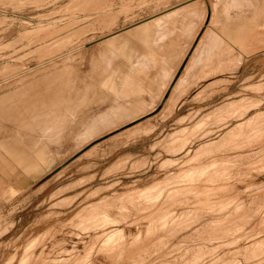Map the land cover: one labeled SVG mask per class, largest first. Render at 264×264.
<instances>
[{"label": "rangeland", "instance_id": "1", "mask_svg": "<svg viewBox=\"0 0 264 264\" xmlns=\"http://www.w3.org/2000/svg\"><path fill=\"white\" fill-rule=\"evenodd\" d=\"M102 1L24 38L69 0H0V264H264V5L244 8L252 44L207 63L193 50L217 2L195 1L190 37L207 17L175 70L143 34L185 13L120 52L100 39L188 0Z\"/></svg>", "mask_w": 264, "mask_h": 264}, {"label": "bare ground", "instance_id": "2", "mask_svg": "<svg viewBox=\"0 0 264 264\" xmlns=\"http://www.w3.org/2000/svg\"><path fill=\"white\" fill-rule=\"evenodd\" d=\"M195 1H197V0H188V2H186V3H182V4H180V5H177V6H174V7H171V8H169V9H166V10H164V11H162V12H160V13H158V14H156V15H154V16H152V17H150V18H148V19H146V21H139V22H136V23H133V24H131V25H129L128 27H125V28H121V30H119V31H116V32H114V33H109V35H105L102 39H100V43L101 42H103L102 44L104 45V46H109V48H116L117 50L116 51H118V48H119V46H123V47H126L127 46V44H129V43H131L132 41H134V40H137L140 36H142L141 35V32L143 31V33L145 32L144 31V29L146 28V26H148L149 24H150V26L151 25H153V24H158V22L160 23V24H162V25H164L163 23H162V20H166V18H168V17H172L173 16V19H175V21L173 20H171L172 18H170V19H168V20H170V21H172V22H174V24H171L170 22V24L172 25V26H167L168 25V23H165V25L167 26V28H165V27H162L163 29H159V28H161V27H156V28H158L160 31L158 32V33H155V34H152V35H145L146 34V32H145V34H143V40H148L149 38V40H152L151 41V43L149 42V45H151V52L152 53H147V55H151V60H152V62H150V61H148V62H150V63H152V65H154V63H156V60H158V56H160V55H162V54H164V57H163V60H164V62H166V64H168V65H171V64H177V66H176V69L175 70H177L179 67V64L181 63V61H182V59L184 58V56H186V54L188 53V51H189V48H190V45L191 44H193V42L195 41V39L197 38V36H198V32H199V30L201 29V27H202V25L204 24V21H205V18L207 17L206 16V14H207V8L204 6L203 7V9H202V7L200 8V9H202L201 10V12H203V19H202V21L201 22H199V23H201V24H198L197 25V28L195 29L196 31H195V33H194V35L193 36H189L190 35V32H191V30H192V26H193V23H192V20L195 18V16L196 15H194L195 13L194 12H192L191 13V10L193 11L196 7L195 6H197L196 4H195ZM46 2V1H45ZM103 2V1H102ZM126 2V1H125ZM153 2V0H141L140 1V4H139V6L140 5H147V4H149V3H152ZM156 2V1H155ZM216 2H217V5H215V6H213L211 9V17H210V21H209V24H208V26L206 27V25H205V32L200 36V38H199V40H198V42H197V44H196V47L194 48V52H193V54H195L196 56H197V54L199 55L200 53H201V55L202 54H204V55H206V57H207V59H208V61H206L207 63L210 61V60H214V59H216V61H218V59L220 60L221 58L223 59V57H221V56H223V55H226L227 57H236V54L238 53V51H240L239 50V48H240V46L241 47H248V46H250L251 44H252V42H253V40L255 39V36H256V34H254V33H252V27H254L253 25L255 24V22L254 21H250V20H252V18L254 17V16H250L251 17V19H249L250 17H248V16H246V14H245V10H244V8L245 7H249V8H251L250 6L251 5H254V10L257 8L258 10L257 11H260V8H261V6H263L264 5V0H216ZM260 2H262V4L260 3ZM53 3H54V1H53ZM52 3V4H53ZM129 2H127L124 6H123V10H128V9H131V4L129 5L128 4ZM49 4V3H48ZM107 3L106 2H103L102 4H99L98 3V0H69V3L63 8V10H64V12L63 13H65V15L67 14V17L65 18V20H60V21H56V22H52L51 21V23H47L46 21V23H42L41 21H40V23L39 24H37L36 26H34L33 27V29H32V31H29L28 33L26 32H24L23 33V37L24 36H27V38H28V36H30V35H32V34H36L37 32H39V31H47V34L48 33H50L51 35L53 34H56L57 33V31H59L60 29H62V28H60V27H58L57 26V24L59 23L60 24V22H64V25L62 26V27H64V28H66L67 26H68V24L70 23V25L72 26V25H74V24H77L79 21H78V19H79V17H81V16H83V17H86L87 18V20L89 19V18H91V16H94V15H91V12H93L92 10H94V11H98V10H101L102 11V9L103 8H108V7H111V8H113V5H114V3H111V1L106 5ZM46 6V5H45ZM107 6V7H106ZM135 6V5H134ZM221 7V10H218V7ZM42 7V6H41ZM142 7V6H141ZM54 8V7H53ZM109 9V8H108ZM107 9V10H108ZM17 10V9H16ZM60 10V9H59ZM104 11V13H105V11H107V10H105V9H103ZM156 10V9H155ZM253 10V11H254ZM100 11V12H101ZM109 11V10H108ZM219 11H223V12H220V13H222L221 15H219ZM60 12V11H59ZM110 12H112L111 10H110ZM109 12V13H110ZM196 12V11H195ZM200 12V11H199ZM198 11H197V13H199ZM255 12V11H254ZM56 13V12H55ZM54 13V14H55ZM58 13V12H57ZM107 13V12H106ZM113 13V12H112ZM182 13H185V15H184V19H180V18H182V17H179L180 15L179 14H182ZM196 13V14H197ZM103 14V13H102ZM102 14H100V16H102ZM108 14V13H107ZM106 14V15H107ZM255 14V13H254ZM260 14V13H259ZM50 15V14H49ZM49 15H47L48 17H49ZM99 15V12H98V14H97V16ZM106 15H104V16H106ZM114 15V14H113ZM132 15V14H131ZM176 15H179V16H177V17H175L174 18V16H176ZM200 15V14H199ZM256 15V14H255ZM51 16V15H50ZM121 16V15H120ZM42 17H44V16H42ZM41 17V18H42ZM47 17V18H48ZM64 17V16H63ZM96 17V16H95ZM99 17V16H98ZM111 17V16H110ZM179 17V19H177ZM45 18H46V16H45ZM109 18V17H108ZM135 18V17H134ZM200 17H197L196 19H199ZM2 19V18H1ZM9 19V18H8ZM39 19V18H38ZM81 19V18H80ZM83 19V18H82ZM81 19V20H82ZM118 19V18H117ZM258 19V18H257ZM40 20V19H39ZM39 20H38V22H39ZM41 20H43V19H41ZM83 20H85V19H83ZM83 20H82V22H83ZM176 20H179V21H181V20H183V21H181V22H178V23H176L175 24V22H177ZM195 20V19H194ZM4 21H6V19H3V22ZM49 21V20H48ZM66 21V22H65ZM86 21V20H85ZM115 21V20H114ZM0 22H2V21H0ZM168 22V21H167ZM5 23V22H4ZM80 23V22H79ZM99 23V22H98ZM106 23V22H105ZM1 24V23H0ZM28 24V23H27ZM26 24V25H27ZM66 24V25H65ZM102 25H103V23H102ZM195 25V24H194ZM3 26V25H2ZM204 26V25H203ZM75 27V26H74ZM83 27V26H82ZM149 27V26H148ZM153 27H154V25H153ZM57 28H59V29H57ZM87 28V27H86ZM105 28V27H104ZM110 28V27H109ZM84 29V28H83ZM152 30V29H151ZM156 31V30H155ZM154 31V32H155ZM63 32V31H62ZM71 32V31H70ZM103 32V31H102ZM149 32V31H148ZM82 33V32H81ZM87 33V32H86ZM150 33V32H149ZM49 34V35H50ZM61 34V33H60ZM189 34V35H188ZM40 36V35H39ZM148 36V37H147ZM189 36V37H188ZM22 37V38H23ZM18 38V37H17ZM25 38V37H24ZM32 38V37H31ZM34 38V37H33ZM141 38V37H140ZM148 38V39H147ZM189 39V40H188ZM14 41H16L15 39H14ZM18 41V40H17ZM156 41H159L160 42V46H159V48L158 49H154V43L156 42ZM188 41H190L189 42V45H187V47H186V49L184 50V51H182L183 49H181V48H183V46L185 45V43L186 42H188ZM13 42V41H12ZM143 41H142V39H141V43H142ZM96 43H98L97 41L96 42H92V43H89L88 44V49L89 48H92L91 46H93L94 44H96ZM147 43V42H146ZM10 44H12V43H10ZM13 44H16L15 42H13ZM12 44V45H13ZM144 44V43H143ZM254 44V43H253ZM259 44V43H258ZM258 44H255V45H258ZM79 45V44H78ZM97 45V44H96ZM95 45V46H96ZM262 45V44H261ZM30 46V45H29ZM60 46V45H59ZM99 46H101V45H99ZM98 46V47H99ZM134 46V45H133ZM132 46V47H133ZM263 46H264V44H263ZM23 47V46H22ZM26 47V46H25ZM28 47V46H27ZM94 47V46H93ZM97 47V48H98ZM4 48H5V46H4ZM3 47L1 48V49H4ZM6 48H8L7 46H6ZM51 48V47H50ZM83 48V47H82ZM85 48V47H84ZM130 48V47H129ZM128 48V50H130V51H132L133 49H136V48H130L129 49ZM257 48V47H256ZM75 49V48H74ZM88 49L86 48V52H88ZM5 50V49H4ZM70 50V49H69ZM114 50V49H113ZM127 50V51H128ZM204 51V53H203V51ZM260 50V49H259ZM115 51V50H114ZM113 51V52H114ZM120 51H122V49L121 50H119L118 52H120ZM134 51V50H133ZM150 51V50H149ZM155 51V52H154ZM167 51H169L168 53H166ZM250 51H251V49H250ZM256 51V50H255ZM263 51V50H262ZM39 52V51H38ZM85 52V53H86ZM147 52V51H146ZM7 53V52H6ZM69 53V52H68ZM70 53H72V52H70ZM73 53H74V51H73ZM116 53V52H115ZM43 54V53H42ZM83 54V53H82ZM146 54V53H145ZM192 54V55H193ZM4 55V54H3ZM53 55V54H52ZM64 55H66V54H64ZM143 55H144V53H143ZM201 55H199L198 56V58L199 57H202ZM203 55V56H204ZM249 55L251 56V54L249 53ZM5 56V55H4ZM146 56V55H145ZM140 56L139 55V57H144V59H146V58H148L149 59V57L148 56ZM176 56H179V59L176 61ZM196 56H195V58H196ZM62 57H63V55H62ZM205 57V58H206ZM249 57V56H248ZM247 57V58H248ZM7 58V57H6ZM60 58V57H59ZM197 58V59H198ZM68 59V58H67ZM193 59V58H192ZM239 59V58H238ZM53 60V59H52ZM56 60V59H55ZM57 60H58V58H57ZM247 60V59H246ZM245 60V61H246ZM49 61H50V59H49ZM48 61V62H49ZM54 61V60H53ZM52 61V62H53ZM174 61V62H173ZM215 61V62H216ZM244 61V62H245ZM47 62V64L49 65V63ZM52 62H50V64L52 63ZM56 62V61H55ZM58 62V61H57ZM243 62V63H244ZM44 63V62H43ZM192 63V62H191ZM205 64L206 66H208V64ZM212 63V62H211ZM242 63V64H243ZM41 64V63H40ZM46 64V63H45ZM45 64H44V66H45ZM54 64V63H53ZM59 64V63H58ZM215 64V63H214ZM241 64V65H242ZM6 65V64H5ZM4 65V66H5ZM11 65V64H10ZM217 65V64H216ZM6 66H8V65H6ZM43 66V65H42ZM43 66V67H44ZM47 66V65H46ZM54 66V65H53ZM156 66V65H155ZM204 66V65H203ZM3 67V66H2ZM39 67V66H38ZM49 66H47V68H48ZM73 67V66H72ZM163 67H165L166 69H167V65L166 66H163ZM187 67V66H186ZM205 67V66H204ZM213 67V66H212ZM44 68H46V67H44ZM56 68V67H55ZM75 68V67H74ZM71 69V68H70ZM166 69H164L163 70V68H162V71L161 72H159V74L161 75V76H165L166 74L164 73V71H166ZM226 69V68H225ZM6 70V69H5ZM26 70V69H25ZM83 70V69H82ZM168 70H169V68H168ZM185 70H187V69H185ZM0 71L2 72V70L0 69ZM4 71V70H3ZM78 71V70H77ZM41 72V71H40ZM79 72V71H78ZM83 72H85V71H83ZM207 72H210V71H207ZM4 73V72H3ZM82 73V72H81ZM79 74V73H78ZM37 75H39V74H37ZM26 77V76H25ZM46 77V76H45ZM80 77V76H79ZM97 77V76H96ZM95 77V78H96ZM159 78H160V76H158ZM171 77H173V75H171ZM98 78V77H97ZM103 79H104V77H102ZM101 78V79H102ZM158 78V79H159ZM164 78V77H163ZM162 78V79H163ZM107 79V78H106ZM109 79V78H108ZM135 79H137V78H135ZM135 79H133V80H135ZM161 79V78H160ZM159 79V81H161ZM171 79V78H170ZM98 80V79H97ZM97 80H95V81H97ZM132 80V81H133ZM43 81H45V79L43 78ZM43 81H42V83H43ZM110 81V80H109ZM139 80H136V82L134 81L133 83L131 82V83H129L130 84V86H131V88L136 92V93H142L143 91H144V94L145 93H147V94H149L150 96H151V94L153 95V93H155L156 94V92H157V88L156 87H154V86H147V88H149V89H147L146 88V86H144V84L141 82V80H140V82H138ZM158 81V80H157ZM158 81V82H159ZM180 81V80H179ZM178 81V82H179ZM9 82V81H8ZM21 82V81H20ZM99 82H100V80H99ZM138 82V83H137ZM23 83V82H22ZM103 83H104V81H103ZM102 83V84H103ZM157 83V82H156ZM198 83V82H197ZM9 84H11L10 82H9ZM93 84V83H92ZM159 84V83H158ZM3 85V84H2ZM40 85V84H39ZM108 85V84H107ZM127 85V84H126ZM102 86H104V84L102 85ZM128 86V85H127ZM10 87V86H9ZM12 87H13V85H12ZM84 87V86H83ZM101 87V86H100ZM79 88V87H78ZM87 89H88V87H86ZM85 88V89H86ZM156 88V89H155ZM175 88V87H174ZM177 89V88H176ZM64 90V89H63ZM156 90V92H154ZM83 92V91H82ZM85 92V91H84ZM88 93H89V90H88ZM82 94H84V93H82ZM145 96H147V95H145ZM72 98V97H71ZM146 98V97H145ZM145 98L143 99V100H145ZM149 98V97H148ZM172 106V105H171ZM169 107V106H168ZM125 109V108H124ZM126 109H128V108H126ZM130 109V108H129ZM113 110H116V109H114L113 108ZM119 110V109H118ZM122 110L123 109H121L120 110V112H122ZM132 110V109H131ZM112 111V110H111ZM126 111H128V110H126ZM120 112H114V114L115 113H120ZM129 112V111H128ZM131 112V111H130ZM129 112V113H130ZM125 113V112H124ZM124 113H122L123 115H124ZM96 114H98V113H96ZM113 114V115H114ZM128 114V113H127ZM127 114H125V115H127ZM113 115H111V117L113 116ZM117 116L119 115V114H116ZM121 115V114H120ZM120 115H119V117H120ZM124 115V116H125ZM117 116H115L114 115V117H117ZM139 116V115H138ZM138 116H135V118H138ZM244 116V115H243ZM91 117V116H90ZM89 117V118H90ZM118 117V118H119ZM238 117H240V115H238ZM88 118V117H87ZM92 118V117H91ZM118 118H116V120L118 119ZM120 118H122V116L120 117ZM237 118V117H236ZM241 118V117H240ZM94 119V118H93ZM96 119V118H95ZM113 119V118H112ZM115 119V118H114ZM238 119V118H237ZM92 120V119H91ZM120 120V119H119ZM93 121V120H92ZM88 122V121H87ZM112 122H113V120H112ZM127 122V121H126ZM84 123V122H83ZM91 124V123H90ZM116 126V125H115ZM102 128V127H101ZM151 128V127H150ZM137 131H138V129H137ZM152 132V131H151ZM146 133V132H145ZM262 150V149H261ZM88 208V207H87ZM164 207L163 206H161L160 207V209H158V211H156L153 215H151V216H155V215H157V214H159V215H164L165 216V214H162V213H160L161 212V210L163 209ZM92 209V208H91ZM99 209V208H98ZM83 211V210H82ZM87 212H91V210H87ZM102 213V212H101ZM166 213V212H165ZM100 214V213H99ZM167 214H168V212H167ZM169 214H171L170 212H169ZM92 216V215H91ZM94 216V215H93ZM145 217V216H144ZM117 227V226H116ZM120 230V229H119ZM118 231V230H117ZM116 230H115V232H117ZM121 232V231H120ZM120 232H118L119 234H121ZM110 234H111V232H110ZM109 234V235H110ZM115 234V233H114ZM111 236H113V235H110L109 237H111ZM118 236V235H117ZM111 239V238H110ZM109 239V240H110ZM35 242V241H34ZM36 243V242H35ZM126 243H124V244H121L122 245V247L125 245ZM32 245V243L28 246L27 245V247L29 248L30 246ZM114 247V246H113ZM27 248V249H28ZM115 248V247H114Z\"/></svg>", "mask_w": 264, "mask_h": 264}]
</instances>
